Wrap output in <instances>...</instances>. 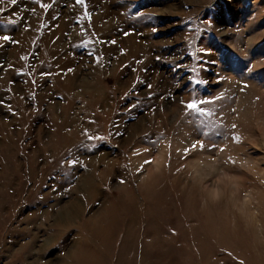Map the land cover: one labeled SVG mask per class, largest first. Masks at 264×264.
Wrapping results in <instances>:
<instances>
[{"label": "rangeland", "instance_id": "rangeland-1", "mask_svg": "<svg viewBox=\"0 0 264 264\" xmlns=\"http://www.w3.org/2000/svg\"><path fill=\"white\" fill-rule=\"evenodd\" d=\"M0 264H264V0H0Z\"/></svg>", "mask_w": 264, "mask_h": 264}, {"label": "bare ground", "instance_id": "bare-ground-1", "mask_svg": "<svg viewBox=\"0 0 264 264\" xmlns=\"http://www.w3.org/2000/svg\"><path fill=\"white\" fill-rule=\"evenodd\" d=\"M61 128V127H60ZM92 173V172H91ZM81 181V180H80ZM92 176L91 174L87 173L86 176L84 177V183L82 184L84 191L85 189L87 190H92L93 186H92ZM80 186V185H79ZM78 186V187H79ZM81 206L80 200H78V198H74L73 200L67 202V204H65L61 210V214L63 217H66L68 219H70L69 217H72L74 214H76L77 210L79 209V207ZM80 211V210H78ZM78 213V212H77ZM76 216V215H75ZM62 218V217H61ZM100 230V229H99ZM98 230V231H99ZM96 231V230H95ZM101 232V231H100ZM99 233V232H98ZM102 233V232H101ZM95 234V233H94ZM104 234V233H103Z\"/></svg>", "mask_w": 264, "mask_h": 264}, {"label": "snow or ice", "instance_id": "snow-or-ice-1", "mask_svg": "<svg viewBox=\"0 0 264 264\" xmlns=\"http://www.w3.org/2000/svg\"><path fill=\"white\" fill-rule=\"evenodd\" d=\"M12 3L15 4V3H16V0H12ZM45 7H46V6H45ZM3 39H4V40H10L11 37H9V36H4ZM201 103H203V102H201ZM187 107H188L189 109L195 110V111H197V112H199V113H201V114H203V113L205 112V109L202 108V107H199V106H198V102L195 101V100L190 101V102L187 104ZM233 127H235V126H233ZM236 139L238 140L239 137H236Z\"/></svg>", "mask_w": 264, "mask_h": 264}]
</instances>
